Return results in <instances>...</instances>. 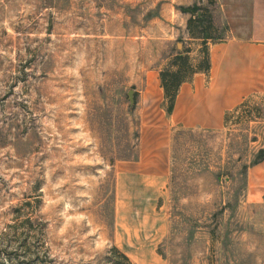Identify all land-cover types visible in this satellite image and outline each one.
Listing matches in <instances>:
<instances>
[{
  "label": "rangeland",
  "instance_id": "obj_1",
  "mask_svg": "<svg viewBox=\"0 0 264 264\" xmlns=\"http://www.w3.org/2000/svg\"><path fill=\"white\" fill-rule=\"evenodd\" d=\"M218 1L0 0V264H264V95L216 131L163 107Z\"/></svg>",
  "mask_w": 264,
  "mask_h": 264
},
{
  "label": "crops",
  "instance_id": "obj_2",
  "mask_svg": "<svg viewBox=\"0 0 264 264\" xmlns=\"http://www.w3.org/2000/svg\"><path fill=\"white\" fill-rule=\"evenodd\" d=\"M218 2L228 38L210 45V74L197 73L182 84L170 115L176 123L210 131L227 126L228 112L264 95V0Z\"/></svg>",
  "mask_w": 264,
  "mask_h": 264
},
{
  "label": "trees",
  "instance_id": "obj_3",
  "mask_svg": "<svg viewBox=\"0 0 264 264\" xmlns=\"http://www.w3.org/2000/svg\"><path fill=\"white\" fill-rule=\"evenodd\" d=\"M203 9L204 8L200 4L181 8L183 12L192 15V17L188 21V30L193 38L202 39L204 58L201 64L194 66L191 63L190 50H187L185 53L177 54L174 57V60L171 62V66L160 72L161 87L164 90L163 107L168 115H172L175 110L177 97L179 95L182 84L192 81L197 73H205L209 75L211 71L212 62L210 42L213 41V43H215L218 39L212 35L211 31L214 30L217 26L210 12L207 15L203 13L201 14ZM196 29H200L201 33L203 31V34L201 36H198L195 33ZM228 30L229 28H227V32ZM249 100L245 101L233 111L227 113V124L230 123L232 115L239 113L240 111H244L248 107ZM263 154L264 150L260 152L255 165H258L259 163L264 161Z\"/></svg>",
  "mask_w": 264,
  "mask_h": 264
},
{
  "label": "bare ground",
  "instance_id": "obj_4",
  "mask_svg": "<svg viewBox=\"0 0 264 264\" xmlns=\"http://www.w3.org/2000/svg\"><path fill=\"white\" fill-rule=\"evenodd\" d=\"M154 85V84H153Z\"/></svg>",
  "mask_w": 264,
  "mask_h": 264
}]
</instances>
